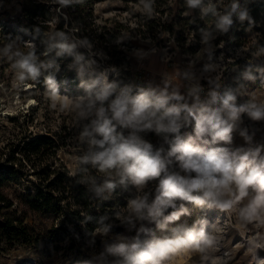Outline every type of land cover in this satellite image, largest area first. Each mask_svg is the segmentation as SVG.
<instances>
[{
	"label": "rangeland",
	"instance_id": "obj_1",
	"mask_svg": "<svg viewBox=\"0 0 264 264\" xmlns=\"http://www.w3.org/2000/svg\"><path fill=\"white\" fill-rule=\"evenodd\" d=\"M45 1L52 6V10L67 21L70 20L67 5H61L57 0ZM20 2L6 0L0 6V12L6 10L11 20H4L0 14V150L26 129L33 134L49 133L56 138L60 136L67 140V144L60 149L59 156L75 171L85 149L83 145L88 139L91 124L108 115L106 111L103 116L100 115L101 100L93 93L112 85L111 76L116 77L122 72L115 66L104 65L87 92H70L67 81L55 85V89L40 90L26 81L27 75L24 80L19 79L21 70L16 66L17 63L29 53L34 54L35 60L38 59L34 50L41 44L33 33L13 22L12 18L21 11ZM139 12H144V0H96L94 4L98 24H104L107 18L115 17L134 27V14ZM70 33L71 37H78L76 28H70ZM124 34L121 49L128 55L130 69L138 71L143 78L148 76L155 84L156 91L152 95L148 92L144 95L155 102L164 94L168 97L164 107H175L183 114L185 129L179 137L181 141L201 149L204 155L216 149H225L229 154H243L259 149L257 159L264 158V120H253L246 111L241 112L237 120L229 121L233 123L231 141L213 142L210 135L197 136L195 131L196 117L200 112L204 108L220 107V98L227 94L235 97L237 108L250 104L264 105L262 31H249L246 35L249 42L240 47L217 44L215 36L208 37L195 55L182 53L174 38L170 39L166 32L161 33L158 43L140 35L131 36L129 30ZM58 43H65V37L55 45ZM252 44L255 49H252ZM54 49L57 52L61 50L48 43L42 55L51 60ZM100 56L104 55L100 53ZM153 57L163 61L165 68L162 72L155 73L150 67L148 60ZM115 91L121 92V87L115 85ZM213 93L216 94V102H213ZM222 115L227 119L226 114ZM14 116H18L16 121L11 119ZM242 132L245 135H241ZM11 186L6 191L14 193L16 187ZM143 189L144 186L139 185V191ZM250 198L251 194L229 211H222L208 203L197 205L184 201L186 212L162 228L144 224L142 211L137 212L129 207L121 216V231L96 232L100 240L99 247L88 243L84 246L76 245L72 250L67 242L53 241L43 234L39 246L21 245L9 251L0 250V264H122L124 256L114 251L121 244L130 248L132 244L138 243L144 247L182 234L184 230L195 233L203 231L205 235L213 237V246L203 252L181 249L165 264H259V261L264 260V216L250 223L239 219L241 208ZM19 211L25 212L26 221L39 231L47 232L56 223L52 216L31 211L25 205H20ZM201 239L197 236V241Z\"/></svg>",
	"mask_w": 264,
	"mask_h": 264
},
{
	"label": "trees",
	"instance_id": "obj_2",
	"mask_svg": "<svg viewBox=\"0 0 264 264\" xmlns=\"http://www.w3.org/2000/svg\"><path fill=\"white\" fill-rule=\"evenodd\" d=\"M2 1L6 0H0V6ZM95 2L72 0L67 5L70 17L67 21L52 10L45 0H21V11L12 18L16 26L26 28L41 43L34 50L38 55L35 60L38 75L35 79L26 78L27 82L35 85V89L52 90L55 85L67 81L70 92H87L104 65L115 66L122 73L111 76L113 90L100 102L108 115L91 124L88 139L83 145L85 149L75 171L59 156L60 149L67 144V140L60 136L33 134L26 129L1 148L0 250L9 251L21 245L39 246L43 234L53 241L67 242L72 250L76 245L88 243L99 247L100 240L96 232L121 231V216L127 212L131 200L141 195L140 198L146 197L147 204L151 205L158 194L159 180L164 173L159 178L148 180L143 184L144 189L139 191V185L123 177L121 167L101 170L92 160L101 150L92 141L103 139L95 128L105 119H112L111 103L121 94L134 99L147 92L152 95L156 91L151 78H143L138 71L130 69L128 55L121 49V38L125 31L129 30L131 36L151 38L156 43L161 33L166 32L170 39L174 38L181 52L187 55L197 54L202 42L208 37L215 36L217 44L240 47L249 42L246 37L249 31L255 29L264 33V0H236L238 11L231 14L232 23L226 28L220 27L221 17L231 12L234 0H202L200 6L195 8L189 7L186 0H144V12L134 14V27L115 17L98 24L94 13ZM240 11L247 13L243 21L239 19ZM7 13L6 10L0 12L3 15L1 18L11 21ZM53 20L54 24L51 23ZM70 28H76L78 37L70 36ZM62 37L71 46V52H57L54 49L51 60L42 55L48 43L54 48ZM251 47L255 49L254 44ZM100 53L104 56L101 57ZM115 85L121 87V92L115 91ZM102 90L95 91L93 95L99 96ZM165 110V107L160 109L157 116ZM182 117L183 114L179 112L176 132L159 133L155 131V126L138 130L112 120V135L119 143L135 134L152 145L153 154L160 151L168 173L185 175L177 159L179 154L169 155L174 141L185 129ZM11 119L16 121L18 116ZM164 123H167V119ZM11 185L16 187L14 193L6 191ZM174 203L175 209L171 206L165 208L163 215L156 219L149 216L147 208L142 209L144 224L158 225L157 221H161L163 216L178 210L181 204L185 205L179 199ZM20 205L39 214L50 215L56 223L47 232L39 231L26 221L27 214L19 211Z\"/></svg>",
	"mask_w": 264,
	"mask_h": 264
},
{
	"label": "clouds",
	"instance_id": "obj_3",
	"mask_svg": "<svg viewBox=\"0 0 264 264\" xmlns=\"http://www.w3.org/2000/svg\"><path fill=\"white\" fill-rule=\"evenodd\" d=\"M57 2L68 5L72 0H57ZM186 2L189 7L195 8L200 6L202 0H186ZM238 8L239 5L234 0L231 12L221 17L220 27L226 28L232 23L231 14L236 13ZM238 15L241 21L247 18L245 11H240ZM55 46L61 51L71 52V46L66 43H58ZM16 66L21 70L19 76L21 80H24L26 75L33 79L38 75L33 53L24 56ZM112 90V85L105 86L98 99L104 100ZM176 98L180 99V97ZM167 99L168 97L164 94H161L155 102L149 100L146 95L129 99L121 94L111 103L112 119H105L95 128L103 139L92 141L101 149L92 160L101 170L119 166L122 168L123 177L130 178L136 185H143L150 179L161 177L164 173L163 178L159 180L158 194L151 205L147 204L145 197L131 200L129 207L137 212L147 208L149 216L156 219L163 215L165 208L171 206L175 209L174 202L177 199L197 205L208 203L222 211H229L237 202L251 194L248 203L240 210L239 219L250 223L264 216V158L257 159L259 149L243 154H229L225 149H216L204 155L201 149L177 137L169 155L179 154L177 159L185 173L180 175L168 173L166 162L161 158L160 151L153 154L152 145L135 134L123 142H117L112 135L114 132L112 120L138 130L152 129L155 126L157 133L176 132L179 116L177 108L167 109L157 116L159 110L164 108ZM212 99L216 102L215 93L212 94ZM234 101L235 97L227 94L220 98V107L204 108L196 117V135L208 134L213 142H228L231 141L233 131V123L229 121L237 120L241 112L246 111L253 120H264V105L250 104L237 108ZM222 113L226 114L227 119ZM100 115H104L103 108L100 110ZM165 119H167L166 124ZM241 135L245 134L242 132ZM184 212L186 208L181 204L178 210L163 216V221H157V224L162 228L165 224L178 220ZM197 236L202 239L197 241ZM213 244V237L205 235L203 231L195 233L192 230H184L182 234H176L172 238H165L144 247H140L138 243L132 244L130 248L121 244L114 251L124 256L122 264H165L181 249H195L203 252L211 248ZM259 264H264V260L259 261Z\"/></svg>",
	"mask_w": 264,
	"mask_h": 264
},
{
	"label": "crops",
	"instance_id": "obj_4",
	"mask_svg": "<svg viewBox=\"0 0 264 264\" xmlns=\"http://www.w3.org/2000/svg\"><path fill=\"white\" fill-rule=\"evenodd\" d=\"M148 62H150V67L152 68V70L155 71V73L156 72H162L165 68L163 61L159 60L158 57L157 58L156 57L149 58ZM160 62H162V63H160ZM157 74H163V73H157Z\"/></svg>",
	"mask_w": 264,
	"mask_h": 264
},
{
	"label": "bare ground",
	"instance_id": "obj_5",
	"mask_svg": "<svg viewBox=\"0 0 264 264\" xmlns=\"http://www.w3.org/2000/svg\"><path fill=\"white\" fill-rule=\"evenodd\" d=\"M105 83H106V84H108V81H107V79H105Z\"/></svg>",
	"mask_w": 264,
	"mask_h": 264
}]
</instances>
